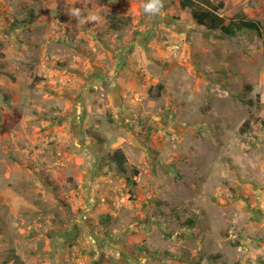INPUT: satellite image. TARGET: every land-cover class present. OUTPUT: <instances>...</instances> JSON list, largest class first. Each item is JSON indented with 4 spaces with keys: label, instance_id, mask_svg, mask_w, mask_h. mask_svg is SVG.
Wrapping results in <instances>:
<instances>
[{
    "label": "rangeland",
    "instance_id": "1",
    "mask_svg": "<svg viewBox=\"0 0 264 264\" xmlns=\"http://www.w3.org/2000/svg\"><path fill=\"white\" fill-rule=\"evenodd\" d=\"M212 1L261 31L0 0L1 264H264V0Z\"/></svg>",
    "mask_w": 264,
    "mask_h": 264
},
{
    "label": "trees",
    "instance_id": "2",
    "mask_svg": "<svg viewBox=\"0 0 264 264\" xmlns=\"http://www.w3.org/2000/svg\"><path fill=\"white\" fill-rule=\"evenodd\" d=\"M106 1L107 0H103V2ZM179 5L181 9L189 10L191 18L198 26H202L210 32L219 31L223 35L234 37L243 31H261L260 22L253 19L240 16L227 20L226 17L219 12L224 7L222 1L214 3L212 0H179ZM125 24L123 19L113 17L109 20V26L114 30H119ZM249 125L250 120H245L241 130H245L243 128H247ZM112 156L114 162L123 170L125 157L119 153V151L114 152ZM136 174H138L137 171L134 173V176H136ZM129 182L136 185L132 179H129ZM14 259V263L18 261L17 256H14Z\"/></svg>",
    "mask_w": 264,
    "mask_h": 264
},
{
    "label": "crops",
    "instance_id": "3",
    "mask_svg": "<svg viewBox=\"0 0 264 264\" xmlns=\"http://www.w3.org/2000/svg\"><path fill=\"white\" fill-rule=\"evenodd\" d=\"M13 90V89H12ZM121 107V110L124 111V106L123 105H120ZM77 224V223H76ZM0 238H2V236L0 235ZM2 252H3V249H2V246L0 247V264L2 263V261L4 260L3 257H2ZM18 255V254H17ZM13 264V263H12Z\"/></svg>",
    "mask_w": 264,
    "mask_h": 264
},
{
    "label": "flooded vegetation",
    "instance_id": "4",
    "mask_svg": "<svg viewBox=\"0 0 264 264\" xmlns=\"http://www.w3.org/2000/svg\"><path fill=\"white\" fill-rule=\"evenodd\" d=\"M105 241H107L106 238H105ZM95 251H96L97 253H99L101 256L103 255V248H102L101 246H97V247L95 248Z\"/></svg>",
    "mask_w": 264,
    "mask_h": 264
}]
</instances>
